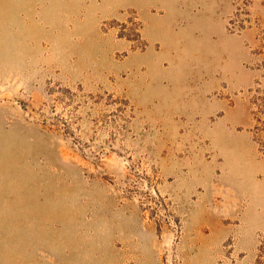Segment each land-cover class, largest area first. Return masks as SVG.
I'll return each mask as SVG.
<instances>
[{"label": "rangeland", "instance_id": "rangeland-1", "mask_svg": "<svg viewBox=\"0 0 264 264\" xmlns=\"http://www.w3.org/2000/svg\"><path fill=\"white\" fill-rule=\"evenodd\" d=\"M0 264H264V0H0Z\"/></svg>", "mask_w": 264, "mask_h": 264}]
</instances>
